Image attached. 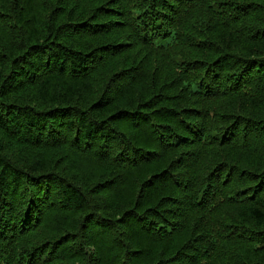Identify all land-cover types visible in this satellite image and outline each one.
Segmentation results:
<instances>
[{
  "label": "trees",
  "instance_id": "obj_1",
  "mask_svg": "<svg viewBox=\"0 0 264 264\" xmlns=\"http://www.w3.org/2000/svg\"><path fill=\"white\" fill-rule=\"evenodd\" d=\"M0 264H264V0H0Z\"/></svg>",
  "mask_w": 264,
  "mask_h": 264
},
{
  "label": "bare ground",
  "instance_id": "obj_2",
  "mask_svg": "<svg viewBox=\"0 0 264 264\" xmlns=\"http://www.w3.org/2000/svg\"><path fill=\"white\" fill-rule=\"evenodd\" d=\"M249 211H250V209H249ZM257 218V217H256ZM188 222V221H187Z\"/></svg>",
  "mask_w": 264,
  "mask_h": 264
}]
</instances>
